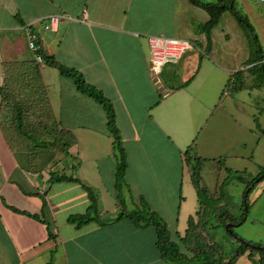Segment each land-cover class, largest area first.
I'll use <instances>...</instances> for the list:
<instances>
[{
	"label": "crops",
	"instance_id": "0c3cea01",
	"mask_svg": "<svg viewBox=\"0 0 264 264\" xmlns=\"http://www.w3.org/2000/svg\"><path fill=\"white\" fill-rule=\"evenodd\" d=\"M198 1L207 7L189 0H0V264H167L156 249L153 228H136L127 219L110 223L119 205L106 114L39 54L42 63L36 61L28 48L29 32L37 35L45 56L75 69L111 102L126 155L125 204L140 210L143 199L165 221L180 252L191 257L186 245L194 235L188 236L182 223L191 218L195 226L200 219L197 204L190 214L194 206L183 195V154L192 146V155L206 160L217 147V156L239 158L242 144L228 141V120L239 125L222 90L230 82L238 87L232 80L238 71L240 86L256 79L258 72L250 67L258 62L248 29L233 15L255 32L264 28L262 3ZM50 16H60L56 32L42 29ZM151 36L184 39L192 48L154 77ZM18 114L32 127L22 124V137ZM35 120L42 129H36ZM52 125L67 138L56 165L42 175L30 165L38 159L16 144H32L25 137L38 140L34 134ZM52 175L79 183L50 184ZM82 186L94 191L104 225L68 223L69 216L85 214L91 204ZM247 254L235 264H251Z\"/></svg>",
	"mask_w": 264,
	"mask_h": 264
},
{
	"label": "rangeland",
	"instance_id": "374dc122",
	"mask_svg": "<svg viewBox=\"0 0 264 264\" xmlns=\"http://www.w3.org/2000/svg\"><path fill=\"white\" fill-rule=\"evenodd\" d=\"M256 32L264 55V28L257 26ZM161 79H164V82L168 84L166 78L162 77ZM179 82L180 78L178 76L171 80L174 86L178 85ZM241 83L242 88L240 90L235 89L236 84L234 85L231 82L224 86L222 90L224 98H227L229 107L227 111L232 114L239 125L238 127L234 126L235 124L231 119L228 120V126L230 127V129H227L228 141L242 144L236 153L239 158L217 156L215 151H219L220 148H210V151L213 152L209 156H205L206 160L202 161L200 170V186L207 190V195L202 198L203 205H199V202H197L199 200L192 186L190 167L185 166L183 172V195L190 204L191 209L194 206L190 214H193L195 204L198 205H196V217L200 219V222L199 224L196 222L195 226H193V235H197L201 227L207 222L205 233L211 241V245H213L210 260H216L218 264L228 259L230 254L236 249L235 236L243 239V241L259 243L264 246V178L252 188L247 197L249 206L245 221L241 225L234 223L243 217V200L248 184L260 173L261 169H264V87L259 78L250 77ZM6 117H9L7 113ZM34 122H37L36 129L40 130L43 128L41 123H38L40 121L35 120ZM22 124V121H20L19 128H16L17 130L19 129L20 136L24 132L23 125L32 128L31 125ZM231 126L239 128L237 137H234V133L232 134ZM9 128L5 126L4 129L6 132H10L8 131ZM16 133L18 134L17 131ZM16 133L13 132V135H16ZM34 135L38 140L31 136L25 137L32 144L16 145L32 156V158L38 159L37 163L30 165L33 166L34 171L42 174L45 171L47 172L50 166L56 165L58 154L62 151V146H64L62 142L67 137L56 133V128L54 130L53 125L50 130L46 129L45 133L39 132ZM40 140L43 141L39 142ZM231 150L235 151L234 148ZM231 150L228 155H232L233 152ZM228 167L238 169L239 173L230 174L227 172ZM124 202H126V199ZM125 207L126 211L132 210L128 201ZM117 212L119 211L115 213L110 211L113 214H117ZM220 213H222L221 218H219ZM227 219H230V221ZM188 220L182 223V227H188ZM228 224L235 226L226 229ZM178 232H181V229ZM179 241L182 243L183 240ZM190 256L192 255L190 254ZM186 257L190 258L187 255ZM256 257L258 256L255 255ZM179 264H200V262L189 259Z\"/></svg>",
	"mask_w": 264,
	"mask_h": 264
},
{
	"label": "trees",
	"instance_id": "16d2710c",
	"mask_svg": "<svg viewBox=\"0 0 264 264\" xmlns=\"http://www.w3.org/2000/svg\"><path fill=\"white\" fill-rule=\"evenodd\" d=\"M189 2L193 5L207 7L205 5L200 4L198 0H189ZM233 16L238 21V23L244 25L250 33L256 51L257 62H258L257 65L250 67V69L257 70L258 72L257 78L261 79V83L264 87V55L262 52L258 35L255 32L254 28L246 20L240 18L236 14H234ZM38 54L43 58L46 66L56 69L62 77L71 79L76 87V90L79 93L92 99L96 104L100 105L106 114V119H107L106 128L113 140L112 141L113 154L117 161L116 173H115V187L117 191L116 199L119 205V210H118L119 212H117L115 217L112 218L111 222L110 221L108 222L112 223V222L120 221L122 219H127L136 228L139 229L153 228L156 234V243H155L156 249L158 250L161 258L164 259V261L167 264H179L180 262H185L188 261L189 259L194 261L198 260L200 264H218V261L215 260L216 261L215 262L214 260L213 261L210 260L211 248L213 247V245H211V241L208 239L205 231L204 233L203 232L198 233L197 235L192 237L191 240H194V242L186 245L187 252L192 255L190 258H187L186 255L180 252L178 245L171 241L170 233L168 231V227L165 221L162 218H160L155 212L150 211L148 206L143 201V199H140V203H141L140 210L135 208L132 209L131 211H126V207H125L126 204L124 202V193H123V191L127 188L124 181V175L126 171V155L121 144L119 131L116 127L115 113L111 102L108 99H106L103 96V94L100 91H98L95 87L89 85L84 80L83 76L75 69H70L61 66L57 62H55L52 57L45 56L40 46L38 49ZM241 77H242V71H238L234 73L232 76L233 83L235 81L238 82L237 83L238 87L236 88L238 90L242 88V86H240L241 84L239 83ZM188 84L189 82H186L184 86H187ZM17 116L20 117L18 118V120L21 121V114H18ZM191 152H192V146L188 147L183 154L184 163L185 166L190 167L189 169H190L192 186L197 194L199 205L201 204L203 205L202 198L204 195L205 196L207 195V190H205L200 186L201 184L200 170L203 160L192 155ZM227 172H229L230 174H237L228 169ZM263 178H264V169H261L260 173L255 178H253L248 184L246 188L247 192L245 193L243 200V207H244L243 217L239 221L234 222L235 224L241 225L245 221L249 206L247 197L250 191L252 190V188L256 184L260 183ZM61 182L79 183L77 179L66 177L64 175H52L50 178V184H56ZM82 187L86 191L91 204L88 207L85 214L69 216L67 220L68 223L75 225L76 228H81L82 226L93 221H97L101 225H104L105 222L101 220V216L99 214L97 207V200H96L97 198L94 195V191L90 188H87L86 186H82ZM43 197L44 195L41 196L42 200ZM43 207H45L44 202H43ZM11 210L15 213L27 215L31 218H34L33 216H30L29 214L21 212L19 210L16 209H11ZM221 217H222V213H220L219 215V218ZM227 220L230 221V219ZM193 226L194 224L192 223L191 218H189L188 229L186 230L187 235L189 234L188 236H190L193 233L192 232ZM234 239L237 243L236 249L230 254L226 262H221L219 264H235L236 261L246 253H248L247 258L251 264H264V246H262L259 243L243 241V239L237 236H235ZM255 255L258 256V259H255Z\"/></svg>",
	"mask_w": 264,
	"mask_h": 264
},
{
	"label": "built area",
	"instance_id": "2783aa9c",
	"mask_svg": "<svg viewBox=\"0 0 264 264\" xmlns=\"http://www.w3.org/2000/svg\"><path fill=\"white\" fill-rule=\"evenodd\" d=\"M264 4V0H254ZM60 16H50L46 18L42 24L45 31L56 32L59 24ZM28 48L35 55L38 63H42V58L38 55L39 46L37 44L38 37L33 32L27 34ZM150 49V72L158 76L162 68L169 63H176L186 50L192 48V44L184 39L171 38L164 36H151L147 38Z\"/></svg>",
	"mask_w": 264,
	"mask_h": 264
},
{
	"label": "water",
	"instance_id": "95a60500",
	"mask_svg": "<svg viewBox=\"0 0 264 264\" xmlns=\"http://www.w3.org/2000/svg\"><path fill=\"white\" fill-rule=\"evenodd\" d=\"M235 225H232V224H228V226H226V229H229L230 227H233Z\"/></svg>",
	"mask_w": 264,
	"mask_h": 264
}]
</instances>
